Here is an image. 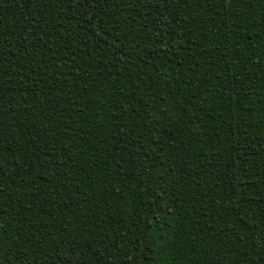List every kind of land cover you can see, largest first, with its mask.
<instances>
[{"label":"trees","instance_id":"obj_1","mask_svg":"<svg viewBox=\"0 0 264 264\" xmlns=\"http://www.w3.org/2000/svg\"><path fill=\"white\" fill-rule=\"evenodd\" d=\"M3 264H264V0H0Z\"/></svg>","mask_w":264,"mask_h":264},{"label":"snow or ice","instance_id":"obj_2","mask_svg":"<svg viewBox=\"0 0 264 264\" xmlns=\"http://www.w3.org/2000/svg\"><path fill=\"white\" fill-rule=\"evenodd\" d=\"M3 255V253H0V256H2ZM0 264H3V261L2 260H0Z\"/></svg>","mask_w":264,"mask_h":264}]
</instances>
